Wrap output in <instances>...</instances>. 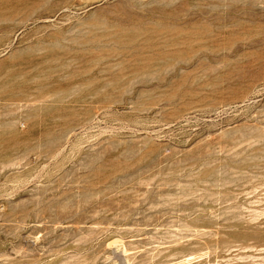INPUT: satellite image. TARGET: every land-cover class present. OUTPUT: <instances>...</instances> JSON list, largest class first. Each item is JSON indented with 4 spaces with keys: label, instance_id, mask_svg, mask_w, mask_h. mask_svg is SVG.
Here are the masks:
<instances>
[{
    "label": "rangeland",
    "instance_id": "1",
    "mask_svg": "<svg viewBox=\"0 0 264 264\" xmlns=\"http://www.w3.org/2000/svg\"><path fill=\"white\" fill-rule=\"evenodd\" d=\"M0 264H264V0H0Z\"/></svg>",
    "mask_w": 264,
    "mask_h": 264
}]
</instances>
